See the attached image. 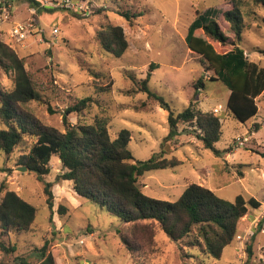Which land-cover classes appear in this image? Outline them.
<instances>
[{
	"label": "rangeland",
	"instance_id": "374dc122",
	"mask_svg": "<svg viewBox=\"0 0 264 264\" xmlns=\"http://www.w3.org/2000/svg\"><path fill=\"white\" fill-rule=\"evenodd\" d=\"M40 3L54 8L34 9L43 29L40 34L21 42L8 36L1 38L24 59L25 69L46 102L31 101L28 105L40 121L63 130L65 107L76 99L92 96L93 101L85 109V120L91 121L95 115L107 117L111 138L118 130L127 129L128 147L135 160H146L155 152H163L164 157L180 161L139 176L138 185L144 194L174 201L188 184L196 183L229 201L238 194L254 197L261 207L248 209L244 217L254 210L264 217V157L259 154L264 150L263 96L256 98L258 111L253 118L245 123L235 119L226 108L227 87L210 79L212 71L204 69L199 55L186 44L188 26L198 14L216 21L222 30L228 28L223 13L230 7L229 0H40ZM29 8L33 7L25 0H14L12 19H27L31 16ZM122 11L139 15L127 20ZM241 13L247 27L242 30L238 45L249 60L264 67V12L253 0H245ZM106 24L123 29L128 46L120 56L104 51L96 39L97 31ZM53 26L58 28L54 37L50 35ZM229 38L232 40L233 36ZM218 48L223 51L230 47ZM148 73V88L161 96L169 109L145 92H137ZM200 76L203 86L195 93L194 83ZM12 85V74L0 69V88L8 90ZM190 101L196 109L219 117L221 135L214 144L219 154L202 146L188 122H179L173 137L166 138L170 131L169 111L175 115ZM47 103L55 113L47 111ZM67 119L72 124L77 120L73 113H68ZM27 143L19 144L9 155L0 152V198L5 191L12 190L36 208V215L28 231L3 237L0 234L1 240L16 246L9 254L0 250V264H15L16 257L36 264L33 250L44 240L48 241L55 264H264V232L257 233L255 225L252 237L253 232L250 229L246 232L242 223L238 230L241 236H235L224 247L219 259L207 256L198 245L193 246L192 236L175 242L160 229L149 247L144 248L139 238L136 241L132 237L131 243L137 249L128 253L119 235L127 225L104 208L76 195L71 181L56 180L55 176L63 171L56 155L50 159V172L43 177L52 183V211L48 208L43 184L36 174L27 168L19 169L24 166L19 164V157ZM58 205L65 208L61 216L57 213Z\"/></svg>",
	"mask_w": 264,
	"mask_h": 264
},
{
	"label": "trees",
	"instance_id": "16d2710c",
	"mask_svg": "<svg viewBox=\"0 0 264 264\" xmlns=\"http://www.w3.org/2000/svg\"><path fill=\"white\" fill-rule=\"evenodd\" d=\"M11 1L14 3V0ZM25 1L36 11L54 9L41 5L40 0ZM244 1L229 0L230 7L223 13L228 28L222 30L216 21L198 14L188 26L186 35L188 49L199 55L205 70L212 71L210 79L221 81L227 87L229 94L226 108L241 123L257 114L256 98L262 95L264 100V67L249 60L238 45L242 30L247 27L241 13ZM253 1L264 12V0ZM120 13L127 20L139 15L128 11ZM230 35L233 36L232 40ZM96 39L104 51L116 57L128 46L119 25L106 24L97 31ZM227 46L230 47L227 50H217L218 47ZM0 69L13 76L11 89L0 88V152L9 155L19 144L28 142L19 157V164L33 171L37 180L43 184L46 203L51 211L52 183L43 177L50 172V159L56 155L63 169L55 176L56 180L71 181L76 195L104 208L127 225L125 231L118 232L128 253L137 249L131 239L138 241L139 238L144 248L149 247L154 243L156 230L160 229L175 242L192 236L193 246L198 245L204 254L219 259L223 248L238 235L239 224L248 209L261 207L260 201L254 197L244 198L238 194L229 201L196 183L188 184L174 201L144 194L138 185L139 176L146 171L177 165L180 161L175 157H164L163 152H155L146 160H135L128 147L130 132L127 129L118 130L115 137L111 138L107 117L95 115L91 121L85 120V109L93 101L92 96L76 99L65 107L62 111L63 130L44 124L28 105L31 101L45 100L25 69L24 59L1 38ZM149 75L141 81L137 92H145L160 106L169 109L163 98L148 88ZM202 86L200 76L194 83L195 93ZM193 105L194 102L190 101L186 108L175 115L169 111L167 121L170 131L166 138L173 137L179 122H188L194 127V135L202 146L219 154L220 150L214 146L221 135L219 117L212 112L200 111ZM46 109L49 113L56 111L48 103ZM68 113L76 116L75 123L68 121ZM259 154L264 157V150ZM1 188L2 185L0 191ZM57 213L63 215L65 208L58 205ZM35 215L34 206L14 191H5L0 198V234L3 237L10 233L28 231ZM263 222L264 217L256 220V231L262 229ZM256 231H253L252 237ZM48 247V241L44 240L40 247L34 248L36 264H55ZM15 249L14 244L0 239V250L3 253L9 254ZM246 249L249 257V244ZM14 260L15 264H31L22 257Z\"/></svg>",
	"mask_w": 264,
	"mask_h": 264
},
{
	"label": "built area",
	"instance_id": "2783aa9c",
	"mask_svg": "<svg viewBox=\"0 0 264 264\" xmlns=\"http://www.w3.org/2000/svg\"><path fill=\"white\" fill-rule=\"evenodd\" d=\"M69 1V0H66ZM35 8H29L31 16L25 20L15 21L13 16V1L0 0V38L8 36L15 42H21L28 37L40 34L43 29L40 28L35 15ZM58 33V28H50V35L54 37ZM215 111H218L216 109Z\"/></svg>",
	"mask_w": 264,
	"mask_h": 264
},
{
	"label": "crops",
	"instance_id": "0c3cea01",
	"mask_svg": "<svg viewBox=\"0 0 264 264\" xmlns=\"http://www.w3.org/2000/svg\"><path fill=\"white\" fill-rule=\"evenodd\" d=\"M67 181V180H66ZM251 212H249V214L246 216V217H244L242 220H241V222L240 223H242V227H243V229L246 231V232H248L247 230H251V232H253V228H254V226H255V222H256V220H258V219H261L260 217H262V215H261V213L260 212H256L255 210H254V212H252L251 214H250ZM240 226H241V224H239V227L238 228H240ZM256 227V226H255ZM242 229V228H241ZM239 230V229H238ZM261 231H263L264 232V222H263V224H262V229H260L259 231H257V233H261ZM238 235H240L239 233H238ZM241 236V235H240ZM241 247V246H240ZM224 249V248H223Z\"/></svg>",
	"mask_w": 264,
	"mask_h": 264
},
{
	"label": "water",
	"instance_id": "95a60500",
	"mask_svg": "<svg viewBox=\"0 0 264 264\" xmlns=\"http://www.w3.org/2000/svg\"><path fill=\"white\" fill-rule=\"evenodd\" d=\"M19 169H21V170H25V169H26V167H24V166H21V167H19Z\"/></svg>",
	"mask_w": 264,
	"mask_h": 264
}]
</instances>
